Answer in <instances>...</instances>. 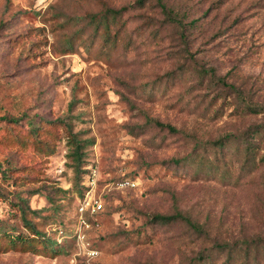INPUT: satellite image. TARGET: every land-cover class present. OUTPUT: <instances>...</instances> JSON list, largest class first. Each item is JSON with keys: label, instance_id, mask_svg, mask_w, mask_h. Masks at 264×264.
<instances>
[{"label": "rangeland", "instance_id": "1", "mask_svg": "<svg viewBox=\"0 0 264 264\" xmlns=\"http://www.w3.org/2000/svg\"><path fill=\"white\" fill-rule=\"evenodd\" d=\"M0 162V264H264V0H0Z\"/></svg>", "mask_w": 264, "mask_h": 264}, {"label": "trees", "instance_id": "2", "mask_svg": "<svg viewBox=\"0 0 264 264\" xmlns=\"http://www.w3.org/2000/svg\"><path fill=\"white\" fill-rule=\"evenodd\" d=\"M162 6H163V9L165 11V13L168 15V17L170 18H174L173 17V11H171V9H169L167 7V5L164 3V2H161ZM126 7H121V8H108L107 10L109 12H111L113 15H117V14H120L123 12V10L125 9ZM251 109L253 110H256L255 107H252ZM158 124H162L164 125V123H161L160 121H157ZM167 125L171 130L173 131H177L178 129L174 126V125H171L169 123L165 124ZM69 144L71 146H73V151L71 152V156H77V157H82V155L84 154L83 152V148L86 144V141H82L81 139H79L77 137L76 134L72 133V135H70V138L68 140ZM249 148H251L250 146V143H249ZM0 171H4V169H2V163L0 162ZM154 218L156 220H161V221H164V222H171L173 220H176L178 218H183L185 219L194 229L196 230H201V225L200 223H198L197 221L193 220L191 217H189L188 215L182 213L181 211H178L176 213H173V214H155L154 215ZM52 252H58V249H51Z\"/></svg>", "mask_w": 264, "mask_h": 264}, {"label": "built area", "instance_id": "3", "mask_svg": "<svg viewBox=\"0 0 264 264\" xmlns=\"http://www.w3.org/2000/svg\"><path fill=\"white\" fill-rule=\"evenodd\" d=\"M120 183L122 185L134 184V182L131 179H129V178H125V179L121 180ZM90 205L92 206V209L94 211L98 210V209H101L102 206H103L102 202H99L97 199H94V201H92V203H91V200L89 199V197H86L84 199V201L81 202L80 209L83 211V210L89 208ZM83 221L86 223L85 219H83Z\"/></svg>", "mask_w": 264, "mask_h": 264}]
</instances>
